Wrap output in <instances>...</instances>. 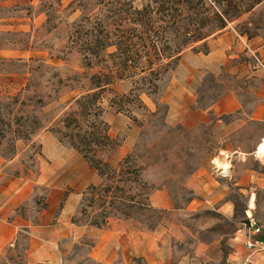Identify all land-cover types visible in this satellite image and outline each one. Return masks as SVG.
I'll use <instances>...</instances> for the list:
<instances>
[{
	"label": "rangeland",
	"instance_id": "1",
	"mask_svg": "<svg viewBox=\"0 0 264 264\" xmlns=\"http://www.w3.org/2000/svg\"><path fill=\"white\" fill-rule=\"evenodd\" d=\"M253 5L254 0H7L0 5V16L13 18L15 25L1 38L25 51V57L0 66L9 72L0 81V186L24 189L25 213L51 209L56 217L71 199L76 206L70 222L89 226L100 211L96 205L82 214L83 196L102 181L68 144L63 120L78 111L77 99L97 91L91 90L92 77L110 75L112 84L99 91L88 119L102 121L112 142L94 154L113 167L129 155L151 186L150 207L132 205L127 218L121 198L130 194L137 201L139 183H129L126 193L107 194L114 197V208L98 229L111 239L121 235L128 248L125 258L112 264H264L263 254L245 249L240 232L251 215L264 240V156L257 154L264 137V71L245 44L246 54L234 60L243 67L237 75L209 73L194 82L193 110L203 111L231 93L235 105L230 106L237 109L192 117L193 128L175 123L165 101L170 81L181 75L180 57L208 51L205 43L193 41L218 32L214 13L240 15L229 23L239 35L264 36V0ZM20 24L25 26L18 29ZM257 48L250 50L264 64V45ZM226 156L230 165L220 173L216 162L224 164ZM75 236L60 240L61 264H99L89 255L98 234L86 229ZM19 242L24 247L25 235Z\"/></svg>",
	"mask_w": 264,
	"mask_h": 264
},
{
	"label": "crops",
	"instance_id": "2",
	"mask_svg": "<svg viewBox=\"0 0 264 264\" xmlns=\"http://www.w3.org/2000/svg\"><path fill=\"white\" fill-rule=\"evenodd\" d=\"M6 2L7 0H0V5H5ZM12 20L14 19L11 17L0 16V66L15 58L25 57V51L17 48L7 39L1 38L2 35L14 29L15 25L10 23ZM231 25L228 24L224 29L202 41L208 48L206 53L183 54L180 57L178 69L181 75L170 81L168 96L165 100L168 103V115L175 120V123L185 128H193L196 123L190 122L192 117L202 116L209 111L220 115L229 114L237 109L235 106H230L235 105V97L232 93L223 95L213 106L203 111L198 112L192 108L195 104L194 82L201 81L202 77L209 73L228 72L237 75L243 67H239L234 60L246 54L244 45L247 44L249 48L256 49L254 51H259L260 48L257 47L264 45V36L247 38L239 35ZM24 26V24L17 25L18 29ZM8 77L9 72L0 68V81L7 80ZM198 123L201 124L202 121ZM263 139L264 137L258 145ZM40 143L42 145V141ZM230 159L226 156L224 164L219 159L215 169L224 173L229 167L227 165H230ZM1 161L0 159V166ZM36 183H42V172ZM25 195L28 194L24 189L16 188L14 185L0 186V264H16V262L19 264H61L60 240L74 239L78 237L75 235L83 233L86 229L99 236L89 254L94 261L99 264H112L117 257L125 258L128 252L127 242L121 235L117 236L118 242L116 238H110L109 232H100L98 228L75 225L70 222L76 206L73 205L71 199L66 200L64 209H61L59 215L54 217L51 209L44 210L42 213V208H38L33 214L25 213L20 206ZM23 235H25V245L21 247L19 240ZM120 240L122 245L119 244ZM19 247H21L20 250ZM131 250L134 251L130 245Z\"/></svg>",
	"mask_w": 264,
	"mask_h": 264
},
{
	"label": "trees",
	"instance_id": "3",
	"mask_svg": "<svg viewBox=\"0 0 264 264\" xmlns=\"http://www.w3.org/2000/svg\"><path fill=\"white\" fill-rule=\"evenodd\" d=\"M197 1L201 3L203 2V0ZM262 1L263 0H254V5H258ZM180 2L190 4L191 0H180ZM253 6L251 7V10L253 9ZM213 16L218 22V31L224 29L227 24L231 23L233 20H237L241 17L238 15L229 19L226 17V13H214ZM148 35L151 37V32H149ZM203 39L205 38H200V36H198L196 41H193V43L203 41ZM128 65L129 64L125 62L124 67L131 68ZM148 70L149 72H152L153 68L151 67ZM112 79L113 77L110 75L92 77L91 90L97 91L92 92L91 94H86L77 99L76 105L78 111L76 113L66 115L63 120L64 128L66 130L65 138L68 144L82 156V158L89 164L90 168L97 173L101 181L103 182L106 178L107 180L111 179L115 182L122 183V186H119L113 182L106 185L104 182H101L98 185H90L88 187L83 196V201L84 203L86 202V204L83 203L84 205L80 211L82 214H86L88 209L92 210L96 205L98 206V210L100 211L99 214L92 218L88 224L89 226L95 228H102L107 225L114 208V197H107V194L112 193L113 190L126 193L129 190V183L131 182H138L140 191L137 195V201H134L135 198L130 194H127L125 196L126 198H121L125 206V210H122L123 217H129L130 214L127 212V209L132 207V205H136L138 209H147L150 207L148 200L151 186L142 179V168L134 166L130 163L129 155L124 157L115 167H113L109 164V162L97 158L94 154L98 147H104L106 143L109 144L112 142L102 121L95 122L88 119V116L91 115L92 109L97 105L100 96L99 91L103 90L106 86L111 85ZM117 79L122 78L121 76H118Z\"/></svg>",
	"mask_w": 264,
	"mask_h": 264
},
{
	"label": "built area",
	"instance_id": "4",
	"mask_svg": "<svg viewBox=\"0 0 264 264\" xmlns=\"http://www.w3.org/2000/svg\"><path fill=\"white\" fill-rule=\"evenodd\" d=\"M247 51L250 52L252 57L255 59L257 65H259L264 71L263 62L256 57L255 54L246 46ZM242 235V240L245 249L250 252V254H263L264 255V240L261 237V227L258 225L255 218L251 215H247L246 221L243 225V229L240 230Z\"/></svg>",
	"mask_w": 264,
	"mask_h": 264
},
{
	"label": "bare ground",
	"instance_id": "5",
	"mask_svg": "<svg viewBox=\"0 0 264 264\" xmlns=\"http://www.w3.org/2000/svg\"><path fill=\"white\" fill-rule=\"evenodd\" d=\"M257 154L259 156H264V139L263 141L258 145L257 147ZM219 164V163H218ZM219 166H221V164H219ZM254 204V203H253ZM255 206V205H254ZM251 208L253 207V205L251 204L250 206ZM254 208V207H253Z\"/></svg>",
	"mask_w": 264,
	"mask_h": 264
}]
</instances>
